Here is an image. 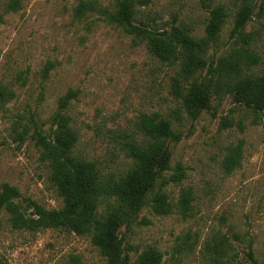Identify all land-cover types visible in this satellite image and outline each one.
Returning <instances> with one entry per match:
<instances>
[{
    "label": "rangeland",
    "instance_id": "1",
    "mask_svg": "<svg viewBox=\"0 0 264 264\" xmlns=\"http://www.w3.org/2000/svg\"><path fill=\"white\" fill-rule=\"evenodd\" d=\"M82 0H22L8 10L0 0V83L16 91L0 108V191L5 183L47 208H60L63 198L49 179L41 147L32 134H48L59 99L77 92L68 113L79 140L75 154L99 163L105 176L121 177L132 162L123 144L140 139L142 114L160 112L182 133L171 144L172 164H184L186 177L165 187L176 205L183 187L194 192L191 214L177 209L167 215L141 209L119 234L134 260L149 245L164 256L161 264H214L204 257V241L214 235L230 238L232 264L247 261L251 241L255 258L264 261V112L235 101L230 94H214L210 106L193 118L173 92L178 64L163 62L145 41L123 27L88 11L76 14ZM114 8L117 0H94ZM244 0H152L138 6L139 19L158 28L173 23L196 38L205 35L210 10L223 3L230 12L220 38L211 45V62L227 54L234 39V15ZM245 27L250 47L261 56L252 70L264 69V14L260 0ZM232 125L224 127L226 120ZM27 130L21 140L19 132ZM242 144L240 166L228 172L223 162L230 148ZM160 182L156 184L159 188ZM105 203H101L103 212ZM234 234H238L237 238ZM0 256L8 264H105L91 237L60 228L38 231L15 229L9 215L0 213Z\"/></svg>",
    "mask_w": 264,
    "mask_h": 264
},
{
    "label": "trees",
    "instance_id": "2",
    "mask_svg": "<svg viewBox=\"0 0 264 264\" xmlns=\"http://www.w3.org/2000/svg\"><path fill=\"white\" fill-rule=\"evenodd\" d=\"M152 0H117L114 8L103 6L94 0H82L76 9L79 16L94 11L112 24L145 41L149 51L158 59L178 64L173 78V92L181 100L185 110L193 118L210 106L214 94L220 97L230 94L235 101L256 114L264 112V69L254 72L261 56L250 47L251 35L245 27L252 19L255 0H244L234 15L230 35L234 39L231 50L211 62L207 55L211 45L217 43L220 33L228 21L230 12L219 3L210 10L206 21L205 35L196 38L184 26L172 24L169 28H158L137 17L138 6L148 5ZM260 14H264V0H260ZM22 0H10L7 9L18 10ZM16 91L0 83V108L14 99ZM77 92L70 89L60 97L57 111L51 118L48 134L36 130L32 138L41 147V159L49 168V179L63 198L60 208H47L30 197L22 195L20 189L5 183L0 191V213L5 211L15 229L38 231L60 228L91 237L93 244L105 258V264H161L163 252L149 245L132 260L125 251L119 231L123 224L132 221L146 205L160 215L177 210L187 217L193 209L194 192L183 187L175 205L165 189L171 182L180 183L186 177L183 163L173 165L171 144L181 140L170 119L160 112L144 113L138 121L140 139L128 136L123 144L132 164L125 175L114 178L105 176L96 160L75 154L79 140L72 117L68 113L71 100ZM224 127L232 125L226 120ZM24 140L27 130L19 132ZM242 144L230 148L223 164L228 172L240 166ZM160 182L159 188L156 184ZM101 203H105L100 212ZM239 238L238 234H234ZM232 244L225 235H214L204 241V257L214 264H232ZM250 241L247 261L243 264H264L255 258ZM75 264H83L74 258ZM0 264H8L0 256Z\"/></svg>",
    "mask_w": 264,
    "mask_h": 264
}]
</instances>
